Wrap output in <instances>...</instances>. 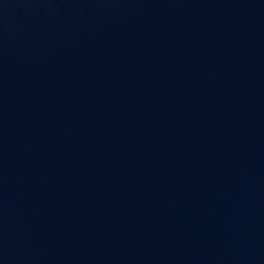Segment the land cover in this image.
<instances>
[{"label":"water","instance_id":"obj_1","mask_svg":"<svg viewBox=\"0 0 264 264\" xmlns=\"http://www.w3.org/2000/svg\"><path fill=\"white\" fill-rule=\"evenodd\" d=\"M0 264H264V0H0Z\"/></svg>","mask_w":264,"mask_h":264}]
</instances>
